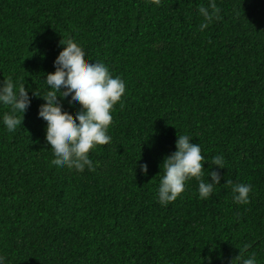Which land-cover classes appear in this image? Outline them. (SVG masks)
Masks as SVG:
<instances>
[{
	"label": "trees",
	"instance_id": "trees-1",
	"mask_svg": "<svg viewBox=\"0 0 264 264\" xmlns=\"http://www.w3.org/2000/svg\"><path fill=\"white\" fill-rule=\"evenodd\" d=\"M208 3L0 0V81H24L31 98L21 127L0 123L8 264H231L244 245L264 264V0H216L220 19L201 32L198 8ZM69 39L85 63L104 62L126 85L111 144L89 153L91 172L51 165L37 115ZM69 102L60 101L74 119L79 106ZM7 111L0 106V118ZM182 134L201 145L204 179H222L208 200L192 179L162 207L161 164ZM217 154L225 169L212 164ZM226 181L251 185L250 203L235 204Z\"/></svg>",
	"mask_w": 264,
	"mask_h": 264
},
{
	"label": "clouds",
	"instance_id": "clouds-1",
	"mask_svg": "<svg viewBox=\"0 0 264 264\" xmlns=\"http://www.w3.org/2000/svg\"><path fill=\"white\" fill-rule=\"evenodd\" d=\"M159 4L160 0H153ZM199 15L203 18L199 30L209 28L214 20H219L220 9L216 0H209L208 6L200 5ZM63 50L53 62L54 73L46 74L45 93L39 96L44 103L38 108V118L46 122L45 141L48 151L53 155L51 165L56 169L67 168L77 173L85 169L94 171V162L89 153L98 146L109 145L112 137L108 134L113 123L115 105L122 101L126 85L119 76H114L104 62L85 63L83 48L73 40L61 42ZM29 89L24 81L18 86L12 76L0 81V106L10 109L4 112L0 123L8 132H14L21 127L23 115L30 107ZM33 96H37L33 92ZM61 100L70 101L71 108L79 110L73 119L62 110ZM192 137L187 134L177 136L175 151L165 157L162 162L157 189V201L166 207L176 201L186 190L188 181L198 182V198L208 200L216 186L220 185L222 177L218 171L207 173L210 179L205 180L200 144L191 143ZM212 164L217 169H225L226 162L222 154L212 158ZM142 175L148 174L147 164L140 165ZM161 173V171H160ZM159 173V174H160ZM231 185L232 200L237 205L250 203L252 186L246 183L226 181ZM247 245L239 250L231 264H258L255 254H246ZM0 264H8L5 255L0 254ZM211 264V259H208Z\"/></svg>",
	"mask_w": 264,
	"mask_h": 264
}]
</instances>
